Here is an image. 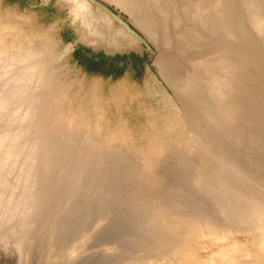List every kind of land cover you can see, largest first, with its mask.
<instances>
[{
    "label": "rangeland",
    "instance_id": "1",
    "mask_svg": "<svg viewBox=\"0 0 264 264\" xmlns=\"http://www.w3.org/2000/svg\"><path fill=\"white\" fill-rule=\"evenodd\" d=\"M41 2L0 0V67L21 56L38 55L40 59L34 66L40 70L36 79L41 85L36 92V103L38 108L49 103L53 107L51 114L28 130L26 140L35 139L54 117L59 123L51 124V131L57 127L64 130L67 126L81 130L76 136V148L80 146L84 150L89 142H94L97 146H90V151L100 149L111 153L107 166L111 175H106L111 178L106 185L115 190V196L106 205L104 193L108 189L98 188L96 182V187L92 185L94 191L88 187L76 195L71 174L77 158L62 167L64 175L60 179V174L50 176L47 187L40 186L31 196L28 194L20 200L15 198L14 203H25L13 219L6 211V205L12 202L5 193L0 195V264H168L162 261L166 253L155 247L157 229L148 226L147 208L154 203V196L144 201L147 207L140 204L145 193L138 188L140 180L160 189L165 200L197 201L196 209L203 212V217L213 216L224 223L225 209L216 197L199 195L194 181L219 170L211 134L216 132L221 143H226L234 138V131H244V121L236 118L231 123L218 108L210 114L212 118L207 113L190 111L168 81L165 49L138 29L131 15L120 6L110 4L113 11L144 37L151 50L136 44L122 25L114 19L116 26L112 24L106 18L109 15L93 4L94 18L87 20L84 13L75 10L73 0ZM74 47H80L96 60L106 59L123 73L117 77L97 75L81 67L75 63L77 58L71 56ZM193 52L188 54L191 59L195 58ZM132 55H145L151 70L142 73V65L130 61ZM188 56H181L179 61L184 62V70L190 75L194 67ZM117 57L121 59L116 60ZM29 73L23 71L25 78L21 83L11 77L6 87H0V92L6 89L12 103L23 100L30 88ZM206 87L202 99L212 105L210 83ZM31 122L13 116L2 120L0 139L7 131L19 133ZM79 149L74 150L76 155L82 153ZM249 168L256 173L253 179L264 178V164H249ZM17 171L7 184L18 194L23 178ZM85 171L89 174L90 170ZM101 173L99 178L105 174ZM241 232L235 231L229 238L254 250L256 232ZM197 244L200 245L195 250L197 256L204 259L217 250L207 240Z\"/></svg>",
    "mask_w": 264,
    "mask_h": 264
},
{
    "label": "bare ground",
    "instance_id": "2",
    "mask_svg": "<svg viewBox=\"0 0 264 264\" xmlns=\"http://www.w3.org/2000/svg\"><path fill=\"white\" fill-rule=\"evenodd\" d=\"M102 1L109 2V8L110 4H116L128 12L138 29L141 28L153 42L165 49L168 81H171L177 97L190 111L207 113L208 118H212L210 114L218 108L231 123L236 118L244 121V131H234V138H229L226 143H221L219 134L211 131L217 149L219 170L194 181L199 195L216 197L225 209L227 217L224 223L212 215L203 217V212L196 209L197 201L195 203L187 198L177 202L165 200L160 189L140 180L138 188L145 192L141 195L140 204L147 207L144 201L154 196V203L147 208L150 215L148 226L157 229L158 241L155 247L161 253H166L162 261L166 260L168 264H264V178L253 179L256 173L249 168V164H264L260 163L264 160V0ZM73 2L75 10L84 13L87 20L93 17L92 4L88 0ZM106 18L111 22L113 20L110 16ZM189 22H193V25ZM123 29L128 33L125 27ZM134 39L142 47L140 41ZM175 39L180 42L177 43ZM193 50L195 58L191 59L188 54ZM186 55L194 67L190 75L184 70V62L179 61L181 56ZM38 59L35 54L25 55L0 67V87H6L11 77L21 83L25 78L23 71H30V88L23 100L12 103V96H9L6 89L0 92V123L12 116L32 120L19 133L7 131L0 139V153L3 152L0 154V195L5 193L4 196L12 202L6 205V211L12 215L11 219L23 210L25 203H14L15 198L20 200L28 194L31 196L40 186L47 187L50 176L54 178V175L60 174V179L64 173L62 167L74 158H77V166L74 165L71 174L74 178L71 188L76 195L83 193L85 188H94L92 185L96 183L98 188L108 189L106 183L111 178L107 170L111 153L100 149L90 151V146H97L92 141L84 150L79 149L80 146L76 148V136L81 130L67 126L64 130L57 127L51 131V124L57 126L59 123L56 117L48 120V125L35 139L26 140L28 130L53 110L52 103L42 108H38L36 103V92L41 85L36 79L40 70L34 66ZM207 83H210L212 105L207 99H202L208 90ZM214 125L217 128V122ZM241 140L242 147H239ZM75 149L82 153L76 155ZM86 169L90 170L89 174ZM14 171L23 178L18 194L7 184L9 177L15 174ZM100 173L103 174L101 178ZM106 175H109V179ZM114 196L115 190H106V205ZM234 230L256 232L254 250L240 242H232L229 237ZM201 240H207L217 247L207 259L197 256L195 251Z\"/></svg>",
    "mask_w": 264,
    "mask_h": 264
},
{
    "label": "trees",
    "instance_id": "3",
    "mask_svg": "<svg viewBox=\"0 0 264 264\" xmlns=\"http://www.w3.org/2000/svg\"><path fill=\"white\" fill-rule=\"evenodd\" d=\"M74 57L77 58L78 64L81 67L87 68L89 71L95 72L97 75H115L117 77L118 75H121L123 73V71L115 68L113 64L108 63L104 58H102L101 60H96L94 58H88L87 56H81L78 53ZM118 59L120 60L121 57H117L116 60ZM134 61L139 62L142 65V69L140 70L142 73H144L146 63L145 58L134 57Z\"/></svg>",
    "mask_w": 264,
    "mask_h": 264
},
{
    "label": "water",
    "instance_id": "4",
    "mask_svg": "<svg viewBox=\"0 0 264 264\" xmlns=\"http://www.w3.org/2000/svg\"><path fill=\"white\" fill-rule=\"evenodd\" d=\"M88 2H90L91 4H93L94 6L100 8L102 11H104L105 13H107L111 18H113L115 21H117L120 25H122L123 27H125V29H127V31L136 39H138L140 41V43L142 44L143 47L151 50V47L149 46V44L145 41L144 37L137 32L133 27H131V25H129L125 20H123L122 18H120L119 15H117V13L115 11H113L111 8H109L107 5L101 3L98 0H88Z\"/></svg>",
    "mask_w": 264,
    "mask_h": 264
},
{
    "label": "crops",
    "instance_id": "5",
    "mask_svg": "<svg viewBox=\"0 0 264 264\" xmlns=\"http://www.w3.org/2000/svg\"><path fill=\"white\" fill-rule=\"evenodd\" d=\"M28 1H32V2H41L42 0H28ZM41 5L43 4V5H45L43 2H41L40 3ZM77 53L78 54H80L81 56H87L88 58H93V57H91L90 55H89V53L87 52L86 53V51H84L83 49H81L80 47H74L73 48V51L71 52V56H76L77 55ZM74 54H76V55H74ZM134 57H137V58H145V60H147V57L145 56V55H132L131 56V62H132V64L134 65V63H135V61H134ZM148 61V60H147ZM146 61V63H145V69L147 70V72H149L150 70H151V68H152V66L148 63ZM75 63L76 64H78V60H75Z\"/></svg>",
    "mask_w": 264,
    "mask_h": 264
}]
</instances>
